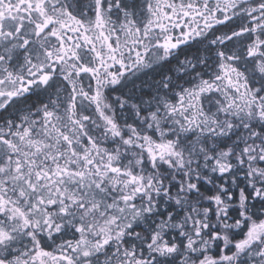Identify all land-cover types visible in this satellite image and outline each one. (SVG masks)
Here are the masks:
<instances>
[{
  "label": "snow or ice",
  "instance_id": "snow-or-ice-1",
  "mask_svg": "<svg viewBox=\"0 0 264 264\" xmlns=\"http://www.w3.org/2000/svg\"><path fill=\"white\" fill-rule=\"evenodd\" d=\"M0 264H264V0H0Z\"/></svg>",
  "mask_w": 264,
  "mask_h": 264
}]
</instances>
